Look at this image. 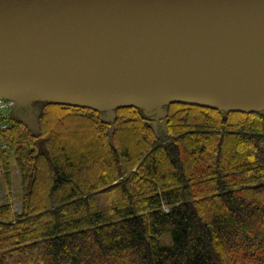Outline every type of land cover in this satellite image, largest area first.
Instances as JSON below:
<instances>
[{
    "label": "trees",
    "instance_id": "16d2710c",
    "mask_svg": "<svg viewBox=\"0 0 264 264\" xmlns=\"http://www.w3.org/2000/svg\"><path fill=\"white\" fill-rule=\"evenodd\" d=\"M166 106L157 130L141 107L112 120L38 100L25 109L37 130L15 118L0 150V264H264V110Z\"/></svg>",
    "mask_w": 264,
    "mask_h": 264
},
{
    "label": "water",
    "instance_id": "95a60500",
    "mask_svg": "<svg viewBox=\"0 0 264 264\" xmlns=\"http://www.w3.org/2000/svg\"><path fill=\"white\" fill-rule=\"evenodd\" d=\"M0 94L263 111L264 0H0Z\"/></svg>",
    "mask_w": 264,
    "mask_h": 264
},
{
    "label": "rangeland",
    "instance_id": "374dc122",
    "mask_svg": "<svg viewBox=\"0 0 264 264\" xmlns=\"http://www.w3.org/2000/svg\"><path fill=\"white\" fill-rule=\"evenodd\" d=\"M0 96L6 97L8 99L12 98V97L5 95V94H0ZM13 99H11V100H13ZM14 101H15V104L17 105V108L15 107L14 117L12 118V121L15 120V118H18V119L20 118L26 124H29L33 129L37 130L39 128V125H40L37 117L33 114V112L28 113L25 109L28 106H31V104H33L35 101H38V100H30L28 102L25 101L26 104H24L23 101H20L17 99H14ZM114 109L115 108L106 109L107 113L105 116L113 120L117 114V112H115ZM154 111H155V113L154 114L150 113V115H153V117H154L153 122L156 123L155 124L156 127L154 130H157V127L161 126L160 125L161 123L158 124V122L165 119V116L167 114V106L163 105L162 107H158V108L154 109ZM229 116L231 117V120H235V119L242 120V119L246 118L245 115H239V114H231ZM165 123H166V121H165ZM201 132H206V131L205 130L200 131L199 128L192 130L193 134H197V133L200 134ZM9 148H10V146H9ZM1 181H2V179L0 180V202H6L8 200V198H6L8 196V191H7V189H4L2 187ZM13 182H14V184H13V193H12L13 194V200H12V202H13L14 210L19 212L21 209V205H22L21 200L19 199L20 177H19L18 169L15 167V165L13 168ZM43 202H44V194L42 192H40L38 203H37L38 204L37 210H39L40 207H42ZM165 209H167V207H165ZM253 234L254 233H250L249 235L251 236ZM164 238L167 239V237H164ZM256 245L258 247L264 248V245L261 243V240H260V242L256 243ZM251 254H253V253H251ZM230 256L232 259L231 261H234L235 258L237 257L236 254L233 252L230 254Z\"/></svg>",
    "mask_w": 264,
    "mask_h": 264
},
{
    "label": "built area",
    "instance_id": "2783aa9c",
    "mask_svg": "<svg viewBox=\"0 0 264 264\" xmlns=\"http://www.w3.org/2000/svg\"><path fill=\"white\" fill-rule=\"evenodd\" d=\"M11 99L0 96V150L9 149L4 133L11 127L14 110L17 108L14 99Z\"/></svg>",
    "mask_w": 264,
    "mask_h": 264
}]
</instances>
